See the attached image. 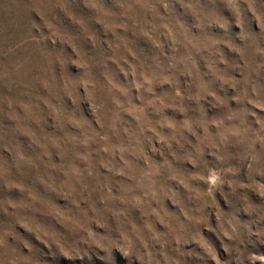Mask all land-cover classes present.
<instances>
[{"label": "rangeland", "instance_id": "obj_1", "mask_svg": "<svg viewBox=\"0 0 264 264\" xmlns=\"http://www.w3.org/2000/svg\"><path fill=\"white\" fill-rule=\"evenodd\" d=\"M0 264H264V0H0Z\"/></svg>", "mask_w": 264, "mask_h": 264}]
</instances>
